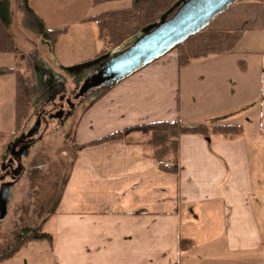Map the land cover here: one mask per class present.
Instances as JSON below:
<instances>
[{"label":"crops","instance_id":"obj_1","mask_svg":"<svg viewBox=\"0 0 264 264\" xmlns=\"http://www.w3.org/2000/svg\"><path fill=\"white\" fill-rule=\"evenodd\" d=\"M94 1H29L48 29H66L54 46L32 31L58 70L107 55L100 23L92 19L131 6V0ZM208 30L244 33L235 64L223 59L231 54L213 56L206 62L222 63L218 75L190 72L185 78L186 67L172 51L98 94L75 119L77 153L56 212L44 225L55 220L50 234L57 264H264V3L238 0ZM0 56V68L16 65L15 56ZM43 57L30 58L35 70L57 77ZM63 72L87 76L90 69ZM251 76L259 82L252 96ZM213 78L223 89L214 87ZM185 80L197 116L189 124H240L244 134L234 141L182 136L178 157L164 162L170 169L141 144H92L144 124L189 121L182 104ZM0 87L8 96L0 134L14 135L15 77H0Z\"/></svg>","mask_w":264,"mask_h":264},{"label":"trees","instance_id":"obj_2","mask_svg":"<svg viewBox=\"0 0 264 264\" xmlns=\"http://www.w3.org/2000/svg\"><path fill=\"white\" fill-rule=\"evenodd\" d=\"M17 1L22 2L26 15L32 18L36 32L54 46L59 37L66 32V29H48L43 21L29 7L30 0ZM107 1L112 0H95L94 3L98 4ZM179 1L181 0H131V6L127 9L109 11L93 18V21L100 23V37L105 45L103 53L107 54L110 51H119L126 42H130L124 47L127 48L132 40L144 29L158 23ZM253 1L264 3V0ZM11 24L10 0H0V54H8L16 57L15 46L9 34ZM243 36L244 33L241 31L212 32L207 28L175 49L178 53V65L180 68H185L192 60L232 54L236 51ZM33 69L32 64L29 62L27 70ZM8 75H12L16 79L15 111L17 133L20 131L21 120L26 116L30 108L29 87L28 85H24V81H27L28 78L20 71H17L15 67L0 68V77ZM136 134L142 135V138L137 140L134 137ZM243 134L244 127L240 124L196 123L186 125L180 121H160L116 132L92 144L111 141L141 144L149 149V154L157 163L163 164L170 159H176L178 157L179 140L182 136L198 135L205 139H211L217 136L227 141H234ZM14 135H11V137ZM39 163V166L32 170L30 180L44 179L42 175L43 165L41 161ZM170 171L177 172V169L173 168ZM62 192L54 207L49 212L48 217L43 222L38 226H24L17 229L15 243L10 249L0 254V263L13 258L22 248L27 247L30 243L46 241L50 245L53 244V237L51 234L44 232V225L55 214ZM185 246V242H182V248L184 250L187 248Z\"/></svg>","mask_w":264,"mask_h":264},{"label":"rangeland","instance_id":"obj_3","mask_svg":"<svg viewBox=\"0 0 264 264\" xmlns=\"http://www.w3.org/2000/svg\"><path fill=\"white\" fill-rule=\"evenodd\" d=\"M10 7L12 24L9 29V34L16 50V65L14 67L17 71H20L26 78H28L27 81H24V85H28L30 96V108L26 116L21 120L20 131L16 133L18 134L19 132L25 131L31 125H33L35 121V112L42 105V103L48 99V96L52 94V90H61H59L60 88L58 86H54L52 89H50L48 83L50 78L47 77V75H41V71L37 72L35 70V62L32 63L33 60L30 59L34 53L35 55L39 54L41 57L45 56L46 52L43 53L45 48L47 53L50 52L48 47L44 46L45 44H42L41 42L39 44L35 43V40L39 41L40 39L32 33V31L36 32L32 18L26 15L22 2L10 0ZM168 13H166L164 16H166ZM129 43L126 42L121 50L125 49V45H128ZM174 51L177 52V50ZM113 52L116 51H110L109 53ZM235 52H237V50ZM234 54L236 55V53H233L230 56L223 58L226 59L228 66L232 65L233 62L235 64V59L238 57H234ZM43 58L45 59L47 65L52 66V68L57 66L49 57L45 56ZM215 58L216 57H211V59ZM2 59L3 58L0 56V61ZM208 59H210V57ZM208 59L205 61L204 59L192 60L189 64L191 66L186 67V69L184 68L187 72L185 78L188 77L190 72L191 74L204 73L213 74V76L218 75L217 71L224 68V66L221 65L222 63L215 62L214 60H211L213 62H206ZM54 60L56 59L54 58ZM198 60L200 62H196L192 65L194 61ZM29 62L32 64L34 71L27 70ZM39 65L40 64L38 63V66ZM61 68L65 72L70 71V68ZM55 69H57L56 71H59L57 78L64 79L62 90H64L66 94H71L72 92L76 91L83 83L84 77H78L76 75L73 76L72 74L64 73L60 69L58 70L57 67ZM252 70L255 72V67L254 69L252 68ZM250 79L251 80L247 83V90L250 89L247 94L252 96L254 92L257 94L259 90V82L256 80L257 82L255 84L252 76ZM211 83H214V87H217L216 89H223L221 83L216 81L214 78ZM187 84L188 82H186V80L182 83V104L184 109V117L186 120H189L185 122L181 121L184 124L195 122L192 121V118L197 117L191 114L190 109L193 106L191 99H186V90L188 88ZM205 89H209V87L206 86ZM197 91L201 92L199 91V88H197ZM1 94L4 96H1ZM59 94L60 92L58 95ZM7 98L8 96H5V91L0 90V111H4V109L7 108L5 103L7 102L5 101ZM84 105L85 103H80V105L78 104L79 109L77 111L76 117L81 115V109L83 110ZM8 117L9 113L5 115L7 120ZM57 127L58 122H49L48 133L44 136V139L31 151L30 160L25 162L28 167L31 160H35V158L40 159L41 164L43 165L42 175L44 179L30 180L27 176H25L13 189L8 214L4 220L0 221V254L10 249L15 243V233L17 229L24 226H38L41 222H43L48 217L49 212L54 207L59 196L61 195L63 186L65 185L69 176L74 156L77 153V148L75 147L73 140L75 128L72 126V121H70L62 129H57ZM52 131H54L53 134L50 133ZM10 139V134L5 133L0 135V166L2 155L4 154L6 145ZM40 153L41 158H39ZM51 221L46 225L44 229L45 233L50 234V230L52 229V225L54 224L55 220ZM51 246L52 245L46 241L30 243L27 247L22 248L13 258L3 262L2 264H57Z\"/></svg>","mask_w":264,"mask_h":264},{"label":"water","instance_id":"obj_4","mask_svg":"<svg viewBox=\"0 0 264 264\" xmlns=\"http://www.w3.org/2000/svg\"><path fill=\"white\" fill-rule=\"evenodd\" d=\"M237 2L238 0H182L158 23L144 29L127 48L108 53L89 65L70 69L71 73L90 69L75 99L85 98L94 91L98 95L161 59L191 37L206 30L216 17ZM67 103L72 105L70 100ZM62 114L63 111L50 118H62ZM38 130L39 124H36L25 138L36 136ZM12 188L13 184L9 183L0 189V221L8 214Z\"/></svg>","mask_w":264,"mask_h":264},{"label":"flooded vegetation","instance_id":"obj_5","mask_svg":"<svg viewBox=\"0 0 264 264\" xmlns=\"http://www.w3.org/2000/svg\"><path fill=\"white\" fill-rule=\"evenodd\" d=\"M75 76V74L73 75ZM78 77H84V75H76ZM49 77V88L52 89L54 86H58L61 91L52 90V94L48 96V99L38 108L35 112V121L27 130L19 132L18 134L11 137L10 141L7 143L5 152L2 155L1 159V168H0V189L4 184H13V189L18 185V183L27 176L30 179V175L33 169H36L39 166L40 159L35 158L31 160L29 166L25 164L26 161L31 158V151L36 147L43 139L44 136L48 133L49 122L56 121L58 122V128H64L70 121H72V126L75 127V119L78 117L77 111L79 109L78 104L85 103L83 110L81 109V114L90 106L91 101L97 96L96 91L90 92L87 97L75 99V96L78 94L79 89L72 92L71 94H66L62 90V85L64 83L63 78H57L51 74H47ZM83 84V83H82ZM81 84V85H82ZM60 94L58 95V93ZM59 96V97H58ZM67 100L72 102V105L67 103ZM63 111L62 118H50L53 115ZM36 124H39L38 134L32 138H25L29 131L34 128ZM54 133V131L50 132ZM41 158V153L39 154ZM39 160V161H38ZM12 195V194H11Z\"/></svg>","mask_w":264,"mask_h":264},{"label":"built area","instance_id":"obj_6","mask_svg":"<svg viewBox=\"0 0 264 264\" xmlns=\"http://www.w3.org/2000/svg\"><path fill=\"white\" fill-rule=\"evenodd\" d=\"M165 168L167 169H170L171 168V165L169 163H163L162 164Z\"/></svg>","mask_w":264,"mask_h":264}]
</instances>
